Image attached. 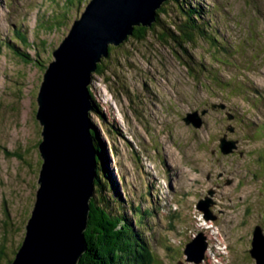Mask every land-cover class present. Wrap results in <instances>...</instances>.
<instances>
[{"label":"rangeland","instance_id":"obj_1","mask_svg":"<svg viewBox=\"0 0 264 264\" xmlns=\"http://www.w3.org/2000/svg\"><path fill=\"white\" fill-rule=\"evenodd\" d=\"M197 1L209 12L208 37L188 44L204 76L187 71L171 41L150 34L143 43L129 40L112 52L114 68L92 77L90 92L105 121L93 112L88 118L129 205L122 213L141 225L144 240L158 239L154 264H190L183 249L199 234L208 241L199 264H257L249 251L255 230L264 238V0ZM61 2L0 0V243L7 253L22 239L4 229L20 226L28 213L26 225L38 188L35 113L43 74L16 59V43L10 52L4 33L20 28L32 43L39 16ZM59 35L39 38L56 49L65 37L59 42ZM19 48L35 57L33 49ZM136 206L153 214L136 224Z\"/></svg>","mask_w":264,"mask_h":264},{"label":"water","instance_id":"obj_2","mask_svg":"<svg viewBox=\"0 0 264 264\" xmlns=\"http://www.w3.org/2000/svg\"><path fill=\"white\" fill-rule=\"evenodd\" d=\"M165 1L90 0L52 53L54 60L45 69L36 95L42 160L38 188L10 264H77L85 253L84 231L97 169L88 118L93 109L88 90L91 73L107 58L108 47L123 43L134 26L150 27ZM219 146L223 153L229 151ZM252 243L249 254L257 264H264L259 230L254 231ZM206 247L199 235L186 245L184 255L198 264Z\"/></svg>","mask_w":264,"mask_h":264},{"label":"trees","instance_id":"obj_3","mask_svg":"<svg viewBox=\"0 0 264 264\" xmlns=\"http://www.w3.org/2000/svg\"><path fill=\"white\" fill-rule=\"evenodd\" d=\"M61 1V3L55 4L54 7H50V13L47 18L43 17V20L38 22L32 43H29L28 41L32 40H28L25 36L19 38L21 46L24 49L34 50L35 57H32L25 50L20 51V49L12 47L16 59L19 62L35 67L41 74L44 73L48 64L52 61L54 48L51 45L52 41L51 43H47L44 39L39 38L40 33H60V37H58V41L60 42L70 30L73 21L78 17L76 14L79 15L90 0ZM206 10L197 0H166L162 7L156 11V20L149 28L134 26L132 34L124 43L117 47H108L107 58L100 60L94 74L103 77L106 72L114 68L112 64H108L110 63L112 52L121 48L129 40L135 43H143L146 36L150 34L155 39L157 38L158 41L165 43H170L171 41L179 48L180 53H177L174 49L172 50H174L177 58L183 62V65L186 66L187 71L195 75L196 78L204 76V65L196 61L192 62L190 54L192 47L188 43L192 40L194 43H197L196 41H199L204 35L208 37L203 29L204 25L208 24L207 14L209 12ZM209 21L210 23L212 22L211 19ZM208 39L212 43L215 40L214 35L212 36V33H210ZM221 45H224V43L221 42ZM182 57H185L186 60ZM214 78L215 80H219L216 76ZM205 79L213 81L207 77ZM90 95L93 106L92 112L103 123L106 119L105 115L102 113L100 106L93 100L91 92ZM92 131L91 128L93 146L96 152L97 169L94 183L96 191L93 193V197L89 202L88 221L86 230L84 231L86 251L81 255L77 264H154L155 256L151 253L149 243L144 241L137 231L141 225L134 226L132 221L130 222L122 213L123 208L129 209V205L125 203L123 198L121 199L117 191V184L107 166L106 151L104 150L103 142L98 132L96 131L93 134ZM38 144H36L35 148H38ZM6 154L9 155L8 152ZM10 155L16 158V152ZM134 211L138 213L135 215L136 217L134 216L135 219L133 221L136 224L141 223L144 217H149L150 215L149 210L142 211L140 206H136ZM4 215L5 220L10 221L7 209L4 211ZM25 216H23V220L21 221L23 224ZM23 224L21 223L20 226H17V224L16 226L12 225V223L8 226L5 224L4 231L8 235L14 229L15 234H20L22 239L24 235L22 232ZM21 241L16 243L10 253L5 251V244L0 243V264H10L15 258V253Z\"/></svg>","mask_w":264,"mask_h":264},{"label":"bare ground","instance_id":"obj_4","mask_svg":"<svg viewBox=\"0 0 264 264\" xmlns=\"http://www.w3.org/2000/svg\"><path fill=\"white\" fill-rule=\"evenodd\" d=\"M58 46H59V45H58ZM54 50H55V49H54ZM54 50H53V52H54ZM53 52H52V53H53ZM53 60H54V57H53L52 61H53ZM95 71H96V70H95ZM95 71H94V72H95ZM94 72L91 73V74H92L91 79H92V77H93ZM44 73H45V71H44ZM44 73H43V74H44ZM89 86H91V85H89ZM88 90H89V87H88ZM89 93H90V90H89ZM90 97H91V95H90ZM93 99H94V98H93ZM90 102L92 103L91 98H90ZM92 108H93V106H92ZM91 112H92V111H91ZM196 127H198V126H196ZM138 217H139V216H138ZM212 238H213V237H212ZM193 255L195 256L194 253H193Z\"/></svg>","mask_w":264,"mask_h":264}]
</instances>
